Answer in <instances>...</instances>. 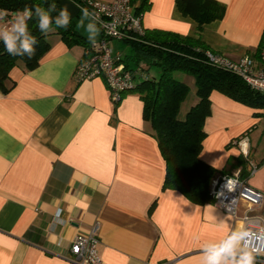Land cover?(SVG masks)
I'll return each instance as SVG.
<instances>
[{
    "label": "crops",
    "instance_id": "obj_1",
    "mask_svg": "<svg viewBox=\"0 0 264 264\" xmlns=\"http://www.w3.org/2000/svg\"><path fill=\"white\" fill-rule=\"evenodd\" d=\"M217 1L226 7L223 18L200 30L175 0H150L142 24L200 38L233 59L258 58L264 0ZM15 14L0 28L10 29L6 21ZM47 40L39 64L28 70L19 61L9 73L13 86L0 92V264H72L70 241L96 223L98 264H203L210 245H236L240 220L212 199L196 204L162 189L165 164L139 94L126 91L113 103L102 77L74 78L83 42L59 34ZM209 98L199 157L217 170L213 181L241 170L264 193V111L216 90Z\"/></svg>",
    "mask_w": 264,
    "mask_h": 264
},
{
    "label": "trees",
    "instance_id": "obj_2",
    "mask_svg": "<svg viewBox=\"0 0 264 264\" xmlns=\"http://www.w3.org/2000/svg\"><path fill=\"white\" fill-rule=\"evenodd\" d=\"M72 1L76 4L82 0ZM131 2L135 4L136 12H143L150 4V0ZM53 3L56 4V10L50 12L53 24L47 34L40 32L34 13L28 21L29 32L37 39L34 45L36 52L32 58L26 55L10 56L0 41V92L6 93L13 86L9 73L19 61L28 70L39 64L50 47L47 40L49 35L59 34L68 43L83 42L88 45L89 41L75 29L74 18H70L66 30L56 27L55 18L62 8L55 0H0V10L10 14L23 9L25 5H39L48 11ZM175 5L182 15L189 16L197 23L199 30L204 24L222 19L226 10L225 5L217 0H175ZM124 42L130 47L131 53L122 60L127 69L135 72L136 79L129 91L134 90L139 94L143 102V118L150 123L152 136L164 160L162 189L177 190L196 204L210 201V185L217 170L199 157L206 136L204 121L210 114V94L216 90L252 108L264 109V92L252 89L239 76L214 65L207 51L216 52L200 38L163 29H144L137 39ZM262 49L264 32L253 55L257 56ZM141 61L157 66L158 76L138 71ZM174 72L193 77L198 98L183 118H179L178 113L189 86L176 79Z\"/></svg>",
    "mask_w": 264,
    "mask_h": 264
},
{
    "label": "built area",
    "instance_id": "obj_3",
    "mask_svg": "<svg viewBox=\"0 0 264 264\" xmlns=\"http://www.w3.org/2000/svg\"><path fill=\"white\" fill-rule=\"evenodd\" d=\"M76 5L80 12L84 8L89 10V18L99 28L100 38L86 46L85 55L74 70V78L83 81L102 77L109 89L111 101L116 104L126 91L134 87L136 79L135 72L125 67L123 57L118 52H113L109 41L137 39L145 29L142 24L143 12H136L131 0H82ZM207 56L214 65L239 76L252 89L264 92V49L259 52L258 58L247 53L233 59L209 51ZM240 144L242 151L246 153L244 142ZM256 169L257 165L251 164L250 174ZM209 195L216 205L241 221V236L236 245L231 243L237 257L244 251L257 249L253 252L254 264H264V214L260 212L264 207V193L249 185L240 176V170H237L212 181ZM240 206H243L241 214ZM59 216L60 209H57L54 214L55 221H59ZM97 228L96 223L90 233L76 234L70 241L72 264L99 263L93 246Z\"/></svg>",
    "mask_w": 264,
    "mask_h": 264
},
{
    "label": "clouds",
    "instance_id": "obj_4",
    "mask_svg": "<svg viewBox=\"0 0 264 264\" xmlns=\"http://www.w3.org/2000/svg\"><path fill=\"white\" fill-rule=\"evenodd\" d=\"M56 10V4L50 5L49 10L45 11L39 5L25 7L17 11V16L11 25V28H0V41L3 42L5 51L10 56H24L29 59L35 55L37 39L32 36L28 29V21L33 18V13L38 20V27L41 33L47 34L51 30L53 18L50 12ZM82 18L79 21L78 27H82L88 33L90 43L96 42V37L99 35V28L95 23L89 22L84 25V20L88 19L91 13L88 9H81ZM7 15L6 12L0 11V20H3ZM70 22V14L67 8L62 9L59 15L55 18V25L58 28L67 29ZM252 251H244L238 257L232 250L231 243L224 241L220 245H210L203 254V264H254L255 257ZM231 257V260L227 258Z\"/></svg>",
    "mask_w": 264,
    "mask_h": 264
},
{
    "label": "rangeland",
    "instance_id": "obj_5",
    "mask_svg": "<svg viewBox=\"0 0 264 264\" xmlns=\"http://www.w3.org/2000/svg\"><path fill=\"white\" fill-rule=\"evenodd\" d=\"M15 15H17V12ZM15 18L16 17H12V18L8 19L6 21L7 25L11 26L12 23L14 22ZM81 18H82V13H79L77 16L74 17V19H75L74 23L79 24V21ZM89 22H92L90 18L84 20L85 27L87 26V24ZM85 33L88 34L86 31H85ZM109 45L112 47V50L114 53L118 52L119 54H121V56L129 55L131 53L130 47L124 41L116 40V39H110ZM138 71H142L143 73H146L149 76H158V74H159L157 66L148 64L145 61L140 62L139 67H138ZM173 76L176 79H179V80L185 82L189 86V91H188L185 99L181 103L179 113H178V117L183 118L185 113L188 111V109L197 102L196 101L197 95L195 93V85H194V82H192L193 77L188 75V74H185L182 72H174ZM259 155H260V157L264 156V139H262V142H261ZM250 175H252V174H250ZM248 177H250V176H248ZM260 212H262V214H264V208H262V211L260 210Z\"/></svg>",
    "mask_w": 264,
    "mask_h": 264
},
{
    "label": "water",
    "instance_id": "obj_6",
    "mask_svg": "<svg viewBox=\"0 0 264 264\" xmlns=\"http://www.w3.org/2000/svg\"><path fill=\"white\" fill-rule=\"evenodd\" d=\"M62 9L67 8L70 18H74L79 14V7L72 0H55Z\"/></svg>",
    "mask_w": 264,
    "mask_h": 264
}]
</instances>
